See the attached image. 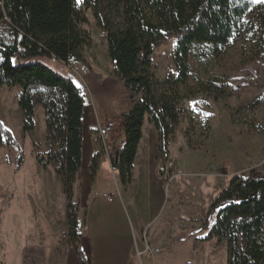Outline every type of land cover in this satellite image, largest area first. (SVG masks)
<instances>
[{
	"label": "trees",
	"instance_id": "16d2710c",
	"mask_svg": "<svg viewBox=\"0 0 264 264\" xmlns=\"http://www.w3.org/2000/svg\"><path fill=\"white\" fill-rule=\"evenodd\" d=\"M83 4L93 9L116 78L130 93L132 110L123 116L125 142L117 165L120 183L128 187L146 119L160 135L162 164L168 160L169 145L185 113L179 86L189 80L194 48L215 53L229 46L244 31L254 4L252 0H83ZM119 11L121 26L110 20V14ZM85 23L77 0H0V27L5 31L0 35V90H22L19 107L25 134L35 130L36 107L44 111L46 150L43 157L37 154V160L44 169L51 166L61 181L68 202L67 243L80 264L85 260L78 247L72 201L82 165L84 96L73 76H63L45 62L86 65L82 52L90 40L81 29ZM170 38L177 40L173 57L177 77L170 84L171 93L151 73L156 50ZM261 39L264 42V16ZM7 142L15 144L0 123V146ZM22 162L20 155L16 172ZM203 229L207 232L203 242L227 244V264H264V174L231 178L212 203Z\"/></svg>",
	"mask_w": 264,
	"mask_h": 264
},
{
	"label": "rangeland",
	"instance_id": "374dc122",
	"mask_svg": "<svg viewBox=\"0 0 264 264\" xmlns=\"http://www.w3.org/2000/svg\"><path fill=\"white\" fill-rule=\"evenodd\" d=\"M252 2L254 7L245 20L244 31L229 46L215 53L194 48L189 61V80L187 85L179 86V101L185 113L169 145L168 160L160 170L165 180V202L161 209L157 210L154 206L148 212L150 217L158 218L153 222V225L157 222V226L150 227L151 234L157 229L161 230L169 234L173 244L168 245L170 241L161 247L151 244L160 250L153 257L144 254V247L140 256L135 257L134 264H227L226 243L202 241L207 234L203 228L209 209L231 178L239 176L246 179L252 172L264 174V42L261 39L264 0ZM78 5L86 18L81 29L89 37L90 44L82 52L86 65L71 63L74 68L71 72L83 86L84 82L78 75L83 73V67L89 70V61L103 77L100 104L119 112L124 104L130 102L129 94H125L124 84L119 91L110 83L111 77H116L114 66L103 33L97 27L93 9L86 7L83 0ZM120 15L121 11L110 14V20L117 26L122 25ZM4 33V28L0 27V35ZM176 45L177 40L170 38L158 48L151 69L160 87L169 93L172 91L170 84L177 77L173 58ZM85 91L90 100L91 94L87 89ZM22 94L19 87H4L0 90V123L18 142L22 141L23 135V115L19 107ZM135 100L139 102L140 97L135 96ZM41 112L44 118L43 109ZM37 123V137L32 140L38 143L45 124L39 116ZM41 142L37 154L43 157L46 147ZM8 145L7 142L0 146V263L24 264L20 256L22 248L26 244L29 246L36 223L40 222L39 228H49L48 224H43L49 222L51 216L48 212L54 208L55 216L66 219L67 226L68 202L64 193L58 189V183L52 186L53 193L48 198L42 194L43 185L38 188L33 186L29 191L26 178L37 177L36 161L26 147L10 149ZM20 153L25 158V165L15 174V161ZM49 172L44 173L43 177L55 179ZM114 174L119 178L118 173ZM11 180L16 181L15 188H9L14 191V195L6 188ZM76 184L81 190L80 173ZM96 193L93 194L94 198H101L111 204L118 202L119 195L114 202L103 197L104 193L95 197ZM72 202L78 217L81 209L79 199L74 197ZM33 216L38 221L34 219L31 225ZM113 219L116 226H128V218ZM62 233L66 234L62 238L67 239V227L63 228ZM36 237L38 240L39 235ZM57 240H60L59 235ZM80 250L86 264V256ZM25 259V264H32L35 256L26 254Z\"/></svg>",
	"mask_w": 264,
	"mask_h": 264
},
{
	"label": "crops",
	"instance_id": "0c3cea01",
	"mask_svg": "<svg viewBox=\"0 0 264 264\" xmlns=\"http://www.w3.org/2000/svg\"><path fill=\"white\" fill-rule=\"evenodd\" d=\"M45 63L63 76H73L76 85L81 89L84 96L82 165L79 172L80 179L82 180L80 186L83 187L81 191L77 188V184H75L74 197L75 199H79L81 208L78 211L79 243L80 248L86 256V264H134L135 257L140 256V252L144 250L146 244L149 243L156 247L165 246L168 241H170L168 245L173 244V240L170 239L169 234H164L158 229L153 231L154 233L152 234L150 232V227L157 226V222L155 225H153V222L158 218H155L156 216L154 218L150 217L148 212L154 206L157 210L158 208L161 209L165 202V180L160 175L162 167L160 135L156 128L149 124L146 119L142 129V140L133 166L132 184L128 187H123L119 178L114 174L118 173L114 169V160L116 154L120 153L122 144L125 142L123 116L131 112V100L128 104H124L119 112L117 110L111 111L102 106L99 99L101 98V90L103 88V77L96 72L94 66L89 61V70L83 67V73L78 75L84 82L83 86L78 83L76 75L71 72V69L74 70L73 66H65L54 61H46ZM75 64L79 65L80 63ZM118 81L116 77H111L110 83L121 91L123 83ZM85 89L91 94L90 100L87 98ZM125 94H129L130 97V93L127 90H125ZM41 109L40 106L36 107L35 130L25 134L22 125V141L18 142L14 139L15 144H9L8 146L10 149H15V147L23 149L26 147L31 153L36 161L35 173L37 177L28 176L26 178V186L31 191L33 186L38 188L43 185L42 194L48 198L52 196V186L58 183V189L61 193H63V187L59 183L61 182L60 179L55 176L53 168L49 166L44 169L38 163L36 157L37 148H41L39 143L42 141L41 145H44L46 142V118L45 114L43 118ZM116 114L120 117L116 116ZM21 115H23L22 112ZM38 116L40 121H44L45 129L43 133L41 131V122L39 128L42 133L38 137L40 142L37 143L33 142L32 139L37 135ZM110 121L115 123V129L106 138L100 139L98 136L99 126H103ZM22 122H24V117ZM20 155L22 154L20 153ZM95 160L97 161L98 168L95 177H92L91 168ZM24 165L25 158L23 157V162L18 172L14 170L15 174L19 173ZM47 171L55 179L43 177ZM7 184L6 188L8 192L13 194L14 191L9 188L12 186L15 188L16 181L11 180ZM95 192H97L95 197L96 195H100V193L109 194L114 199V202L117 195H119L120 201L118 199V202H116L118 204L107 203L101 198H94L93 194ZM54 210L53 208L51 211H47L51 217H49L48 223L43 224H48L49 228L45 227L43 229L40 227V229L38 226L40 222H38L39 224L36 223V228L31 232L32 240L29 246L26 244L22 248L20 256L24 264L26 254L32 257L35 256V261L32 264H79L73 248L68 245L67 239L62 238L63 228L67 227L66 219H58L55 216ZM34 215L36 216L35 213ZM35 216L32 217L31 225L35 222L34 219L38 221V218ZM113 217L128 218V226H116ZM38 235L39 239L37 240L36 236ZM58 235L60 237L59 241L57 240Z\"/></svg>",
	"mask_w": 264,
	"mask_h": 264
},
{
	"label": "built area",
	"instance_id": "2783aa9c",
	"mask_svg": "<svg viewBox=\"0 0 264 264\" xmlns=\"http://www.w3.org/2000/svg\"><path fill=\"white\" fill-rule=\"evenodd\" d=\"M114 129H115V123L113 121L107 122L103 126H99V129H98L99 138L100 139L106 138ZM170 165H172V163H170ZM102 196L105 197L109 201H114L112 196H110L109 194H103ZM96 197H100V195H96ZM62 235L66 237L65 233H62ZM158 253H160L159 249L152 247L150 244L145 245L144 254L153 257L154 255Z\"/></svg>",
	"mask_w": 264,
	"mask_h": 264
},
{
	"label": "water",
	"instance_id": "95a60500",
	"mask_svg": "<svg viewBox=\"0 0 264 264\" xmlns=\"http://www.w3.org/2000/svg\"><path fill=\"white\" fill-rule=\"evenodd\" d=\"M118 162H119V153L116 154V156H115V160H114V163H115V168H114V169H115V170H117V168H118V167H117Z\"/></svg>",
	"mask_w": 264,
	"mask_h": 264
},
{
	"label": "snow or ice",
	"instance_id": "6c2138e0",
	"mask_svg": "<svg viewBox=\"0 0 264 264\" xmlns=\"http://www.w3.org/2000/svg\"><path fill=\"white\" fill-rule=\"evenodd\" d=\"M77 3H80V0H77Z\"/></svg>",
	"mask_w": 264,
	"mask_h": 264
}]
</instances>
